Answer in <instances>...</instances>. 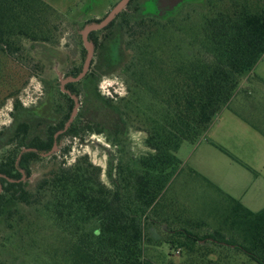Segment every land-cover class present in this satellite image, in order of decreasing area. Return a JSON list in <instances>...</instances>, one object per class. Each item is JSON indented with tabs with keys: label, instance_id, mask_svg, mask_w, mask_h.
Instances as JSON below:
<instances>
[{
	"label": "trees",
	"instance_id": "obj_1",
	"mask_svg": "<svg viewBox=\"0 0 264 264\" xmlns=\"http://www.w3.org/2000/svg\"><path fill=\"white\" fill-rule=\"evenodd\" d=\"M143 1L131 0L88 36L94 47L89 70L65 86L79 108L56 142L104 136L114 149L106 185L86 155L69 165L43 156L74 108L58 78L40 79L55 118L19 100L30 79L45 74L37 54L48 60L58 50L63 15L42 0H0V109L12 101L11 125L0 131L3 240L27 264H150L154 256L158 264H173V253L180 264H264V209L249 210L177 156L183 143L205 140L264 56V0H200L196 24H179L180 8L167 18H133L128 8ZM76 38L79 58L65 77H76L85 60L82 37ZM114 74L125 94L103 96L98 81ZM130 129L145 135V154L131 153ZM37 164L46 169L29 188L22 172L29 178Z\"/></svg>",
	"mask_w": 264,
	"mask_h": 264
},
{
	"label": "rangeland",
	"instance_id": "obj_2",
	"mask_svg": "<svg viewBox=\"0 0 264 264\" xmlns=\"http://www.w3.org/2000/svg\"><path fill=\"white\" fill-rule=\"evenodd\" d=\"M42 1L63 15L60 45L57 51L51 53L48 60H44L40 53L37 54L36 57L43 61L45 74L42 77V74H39V77L31 78L27 87L19 94V100L24 107L36 110L39 116L53 119L55 118L52 111L53 103L49 100L40 79L56 77L59 83L65 79L64 74L69 65L79 58V51L74 46V41L77 40L76 33L81 35L85 25L101 20L119 0ZM200 3L201 1L198 0L194 4H185L180 9L178 23L196 24ZM98 90L106 97H121L125 94V86L119 74L102 76L98 81ZM11 111L12 101L9 100L0 109V131L11 125ZM240 115L264 130V56L256 65L253 74L243 78L239 92L230 104V109L223 110L215 118L205 140L195 145L183 143L177 156L186 167L208 179L223 192L240 200L251 211L257 212L264 209V170L256 175L209 143L213 142L224 148L241 163L250 165L254 170L259 167L253 162V158L257 153L264 154V139L247 125ZM144 137L142 132L129 130L130 151L134 156L138 157L147 152L143 144ZM64 148H69V152L65 155L61 153ZM113 151L104 136L88 134L81 140L64 138L54 151V156L58 162L64 161L69 165L77 157L86 155L94 166L100 168V180L109 185L105 172L109 155ZM44 165H34L30 177H25L24 182L29 188L44 174L46 169ZM6 235L7 232L0 227V244H5V246L0 245V264H27L28 261L23 257L22 252L3 240ZM160 250L167 254L168 247L163 245ZM169 260L173 264H180L177 253H173ZM241 260L245 262L244 258ZM150 264H158L155 256L151 257Z\"/></svg>",
	"mask_w": 264,
	"mask_h": 264
},
{
	"label": "water",
	"instance_id": "obj_3",
	"mask_svg": "<svg viewBox=\"0 0 264 264\" xmlns=\"http://www.w3.org/2000/svg\"><path fill=\"white\" fill-rule=\"evenodd\" d=\"M128 2H129V0H120L111 9V11L107 14V16L103 20H101L100 22H93V23H90V24H87L84 26V28L81 31L83 46L86 50V56H85V60L83 63V67H82L81 72L76 77H66L65 79L60 81V86H61V89L63 92H67L64 90V86L66 84L76 83V82L80 81L86 75V73L89 70L90 63H91V60L93 58V45L88 40L89 34L91 32H95V31H99V30L104 29L125 8V6L127 5ZM70 97L74 101V108L72 110L71 116H70L68 122L66 123L63 131H65L69 127L71 122L73 121L74 117L77 114V110H78V106H79L78 99L74 95H70ZM55 150H56V147H54L53 151H55Z\"/></svg>",
	"mask_w": 264,
	"mask_h": 264
},
{
	"label": "flooded vegetation",
	"instance_id": "obj_4",
	"mask_svg": "<svg viewBox=\"0 0 264 264\" xmlns=\"http://www.w3.org/2000/svg\"><path fill=\"white\" fill-rule=\"evenodd\" d=\"M120 1V0H119ZM118 1V2H119ZM131 0H129V2H130ZM180 1H182V0H144L143 1V3H141V5H139V6H130L128 9L130 10L129 11V14L133 17V18H135V16H139V17H141V16H143V17H156V18H167V17H169L171 14H173L174 12H175V10H177V8H182L184 5H180L179 4V2ZM117 2V3H118ZM129 2L127 3V5L125 6V8L122 10V11H124V10H126L127 9V6H128V4H129ZM116 3V4H117ZM115 4V5H116ZM114 5V6H115ZM113 6V7H114ZM121 11V12H122ZM120 12V13H121ZM119 13V14H120ZM107 15H105L101 20H103L105 17H106ZM118 16V15H117ZM116 16V17H117ZM115 17V18H116ZM115 18L113 19V20H115ZM101 20H99V22L101 21ZM112 20V21H113ZM111 21V22H112ZM111 22L109 23V24H111ZM108 24V25H109ZM115 24H119V23H115ZM107 25V26H108ZM106 26V27H107ZM92 33V32H91ZM90 33V34H91ZM89 34V35H90ZM90 42V41H89ZM83 43V42H82ZM85 49V48H84ZM93 49H94V47H93ZM86 51V50H85ZM93 53H94V50H93ZM93 59V58H92ZM66 86V85H65ZM65 86H64V90L65 91H67L66 89H65ZM60 90H61V92L62 93H65V94H68L69 93V91H67V92H63L62 91V89H61V86H60ZM69 96L71 95L70 93L68 94ZM78 104H79V102H78ZM78 108H79V106H78ZM78 111V110H77ZM71 116V115H70ZM64 130V129H63ZM60 131V132H58V133H56L55 134V136H54V143H53V146H52V149H51V151L50 152H48L47 154H43V156L44 157H47V156H52V155H54V147H58L59 145H60V143H59V145H58V143L56 142V139H57V137L59 136V135H61V134H63L65 131ZM22 172V171H21ZM22 179H21V181L22 182H24V180H25V175H24V173L22 172Z\"/></svg>",
	"mask_w": 264,
	"mask_h": 264
},
{
	"label": "crops",
	"instance_id": "obj_5",
	"mask_svg": "<svg viewBox=\"0 0 264 264\" xmlns=\"http://www.w3.org/2000/svg\"><path fill=\"white\" fill-rule=\"evenodd\" d=\"M246 123V122H245ZM247 125H249L248 123H246ZM250 126V125H249ZM251 127V126H250ZM252 128V127H251ZM253 129V128H252ZM254 131H256L255 129H253ZM256 133H258L259 135H261L259 132L256 131ZM261 137L264 139V136L261 135ZM253 162H255V164H257L255 170L252 169V167L248 164H246V166L249 168V171H252L254 174H259L258 172H261L262 170H264V154L257 153V155L253 158ZM257 169V170H256ZM248 170V169H247ZM229 195V194H228ZM234 198V197H233ZM236 199V198H235ZM238 200V199H237ZM240 201V200H239ZM241 202V201H240ZM242 203V202H241ZM243 204V203H242ZM244 205V204H243ZM245 206V205H244ZM246 207V206H245ZM250 210V209H249ZM254 212V211H253ZM258 212V211H257Z\"/></svg>",
	"mask_w": 264,
	"mask_h": 264
},
{
	"label": "clouds",
	"instance_id": "obj_6",
	"mask_svg": "<svg viewBox=\"0 0 264 264\" xmlns=\"http://www.w3.org/2000/svg\"><path fill=\"white\" fill-rule=\"evenodd\" d=\"M10 123V121H8Z\"/></svg>",
	"mask_w": 264,
	"mask_h": 264
}]
</instances>
